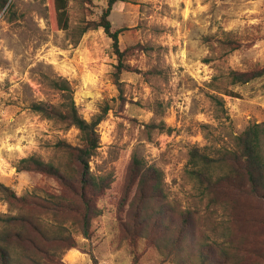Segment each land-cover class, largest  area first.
Masks as SVG:
<instances>
[{
  "label": "rangeland",
  "instance_id": "obj_1",
  "mask_svg": "<svg viewBox=\"0 0 264 264\" xmlns=\"http://www.w3.org/2000/svg\"><path fill=\"white\" fill-rule=\"evenodd\" d=\"M82 2H69L70 31L56 28L51 0H10V6L0 10V184L42 203L43 197L64 192L51 177L18 172L19 161L30 156L66 163L70 158L59 147L61 142L82 145L79 130L66 129L31 109L35 103H61L60 93L43 80L45 75H59L71 83L85 120L108 105L90 168L95 176L114 183L111 198L101 203L102 214L93 219L90 239L67 223L77 247L66 252L64 264H134L131 236L120 227V195H114L123 190L133 157L163 173L167 205L155 202L150 214L161 213L158 207L169 214L191 210L197 213L192 225L200 228L207 243L223 241L228 212L203 196L187 164L192 149L206 147L213 155L219 147H230L249 126L264 124V76L237 85L230 76L232 71L264 68V0L117 4L110 20L115 30H124L121 49L136 48L128 57L134 71L122 75L123 99L113 79L117 57L104 31H89L77 46L72 43V30L84 19L97 20L108 6V0ZM214 97L222 99L223 111ZM19 212L0 193V218ZM35 213L50 221L44 211ZM123 221L132 224L130 210ZM3 229L0 221V233ZM136 253L139 264L181 262L179 257L167 258L147 239L139 241ZM197 255H186L188 264H198Z\"/></svg>",
  "mask_w": 264,
  "mask_h": 264
},
{
  "label": "trees",
  "instance_id": "obj_2",
  "mask_svg": "<svg viewBox=\"0 0 264 264\" xmlns=\"http://www.w3.org/2000/svg\"><path fill=\"white\" fill-rule=\"evenodd\" d=\"M94 4L102 0H82ZM127 0H108L107 8L97 20H86L72 30L73 45L89 31L102 29L112 40L113 53L118 64L113 75L120 98L123 99L122 75L133 72L128 57L135 47L122 50L120 36L124 30L113 28L110 16L114 7ZM70 0H51L57 29L70 31L68 7ZM10 0H0V10L10 6ZM10 8L8 9V11ZM233 84H248L264 76V68L250 72L232 71ZM44 82L60 93L59 105L35 103L31 109L44 118L62 124L66 129L76 128L82 145L72 147L59 143L68 156L65 163L46 162L37 156L24 158L18 163V172L35 171L55 179L64 192L43 197L42 202L25 195L19 197L11 188L0 184L3 200L18 215L0 218L4 229L0 233V264H64L67 251L77 247V241L69 232L67 223L76 227L86 239L93 233V219L102 214L101 203L111 198L108 192L113 187L104 177H97L90 162L100 148L99 125L109 112L108 105L91 121L78 112L71 83L59 75L44 76ZM234 96L233 93H225ZM219 110H224L222 99L214 97ZM164 127L163 130H166ZM170 135L174 130L168 128ZM207 148H194L190 152L187 171L197 181L203 196L213 206L227 210L226 235L221 242L207 243L200 228L193 226L195 212L184 209L178 213L153 211L154 203L167 205L163 191V173L137 157L131 160L119 197L120 227L131 236L134 264H139L137 248L141 239H147L155 249H163L167 258L179 257L180 264H188L186 255L198 253V264H264V124H253L235 137L230 147H219L213 155ZM99 201V203H98ZM39 209L49 215L43 220L35 211ZM132 215V224L123 221ZM127 212V213H126ZM177 214V215H176ZM176 215V216H175ZM170 219L171 223L170 224ZM203 241L201 242L200 240ZM194 264V263H192Z\"/></svg>",
  "mask_w": 264,
  "mask_h": 264
}]
</instances>
